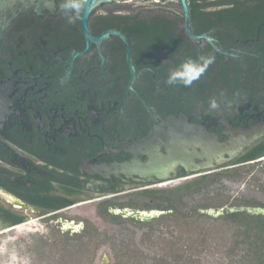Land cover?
<instances>
[{
    "label": "flooded vegetation",
    "instance_id": "obj_1",
    "mask_svg": "<svg viewBox=\"0 0 264 264\" xmlns=\"http://www.w3.org/2000/svg\"><path fill=\"white\" fill-rule=\"evenodd\" d=\"M61 2L0 0V233L35 232L41 264H173L199 214L264 209V0H187L190 31L179 1L74 24ZM158 18L175 36L149 50L137 20ZM200 56L215 59L199 80L167 85Z\"/></svg>",
    "mask_w": 264,
    "mask_h": 264
},
{
    "label": "trees",
    "instance_id": "obj_2",
    "mask_svg": "<svg viewBox=\"0 0 264 264\" xmlns=\"http://www.w3.org/2000/svg\"><path fill=\"white\" fill-rule=\"evenodd\" d=\"M169 2V1H162ZM191 5V4H190ZM142 30V37L151 39V42L144 44L143 47L152 50L158 48L167 39H173L175 36L168 25L165 18H158L152 21L150 25L147 21L137 20ZM166 47V46H165ZM178 88L183 87L177 85ZM206 218V225L201 228V233L190 229L189 240L186 243L188 252L177 253L172 256L173 264H196L194 261L196 256L201 255L200 252L207 248L212 242L226 243L228 245L227 255L230 263L233 264H264V216L263 215H249L246 212H238L227 214L220 219H212L211 217L200 215ZM220 221L222 230L216 233V224ZM230 234V239L227 235ZM159 263H168L170 260L164 258L163 260L153 259Z\"/></svg>",
    "mask_w": 264,
    "mask_h": 264
},
{
    "label": "rangeland",
    "instance_id": "obj_3",
    "mask_svg": "<svg viewBox=\"0 0 264 264\" xmlns=\"http://www.w3.org/2000/svg\"><path fill=\"white\" fill-rule=\"evenodd\" d=\"M108 6H120L124 7L126 11L135 10L140 8H151L155 10L159 7H165L167 5H178V2H166V3H152L147 1L141 2H129V3H106ZM256 198L264 202V196L256 195ZM36 233L27 234L26 231L20 229L16 234H5L0 238V264H41L43 262L42 253H35L33 260L31 261V252L27 248L28 244L26 240L36 239ZM227 239H230V234L227 235ZM210 245L200 252L201 255H195L194 261H198L196 264H233L230 263L229 256L227 255L228 245L224 242H218L217 244L209 243ZM39 252V249H36ZM50 253H53L51 248ZM33 257V256H32ZM50 262V261H49ZM80 262V261H79ZM49 264V263H46ZM50 264H54L51 261Z\"/></svg>",
    "mask_w": 264,
    "mask_h": 264
},
{
    "label": "water",
    "instance_id": "obj_4",
    "mask_svg": "<svg viewBox=\"0 0 264 264\" xmlns=\"http://www.w3.org/2000/svg\"><path fill=\"white\" fill-rule=\"evenodd\" d=\"M141 1H148V2H152V3H157V2H161V1H179L180 4L183 7L184 13H185V19H186V27L187 29L190 31V14H189V7H188V2L187 0H88V4L86 7V11L83 14V22L85 23L90 12L96 8L97 6L103 4V3H129V2H141ZM86 28V27H85ZM121 38L126 42L127 44V59L131 65V70H132V80L131 83H133L136 79V71H135V67L132 64V59H131V45L130 42L125 38V36L120 35ZM191 36L198 41L199 37L197 36H193L191 34ZM208 40L210 41L211 39L208 38ZM218 139L213 137V135H209L208 132H206V137H205V155H206V159H207V163H206V168H210V166H212V163L210 162L211 159L217 158V155L215 154L214 156V152H213V148L214 146H217L218 144ZM221 146L218 145V147L227 150L226 148V144H221ZM223 160V157H222ZM224 161V160H223ZM222 161V162H223ZM220 163V161L218 162ZM9 201H11L9 199ZM13 202V201H11ZM13 204L17 205L20 208H25L24 204H21V202H13ZM241 211H245L247 212L249 215H264V209L262 208H249V209H243V208H229L228 209V213H236V212H241ZM205 214L208 215H212L214 217H218L220 215H224V210L221 209L219 211H215V210H206L204 211ZM162 213L160 212H152V213H139V212H134L133 216L135 219L140 220V221H149L154 217H157L159 215H161ZM6 232H2L0 233V238L1 236L5 235Z\"/></svg>",
    "mask_w": 264,
    "mask_h": 264
},
{
    "label": "clouds",
    "instance_id": "obj_5",
    "mask_svg": "<svg viewBox=\"0 0 264 264\" xmlns=\"http://www.w3.org/2000/svg\"><path fill=\"white\" fill-rule=\"evenodd\" d=\"M88 0H62L59 5L60 14L69 24L76 23L81 15L86 11ZM212 56H200L198 59L191 57L185 59L178 67L170 71L166 80L167 85L191 87L199 80L214 62ZM221 103L216 97H213L208 104V110L214 112L220 109ZM231 107V105H227Z\"/></svg>",
    "mask_w": 264,
    "mask_h": 264
}]
</instances>
